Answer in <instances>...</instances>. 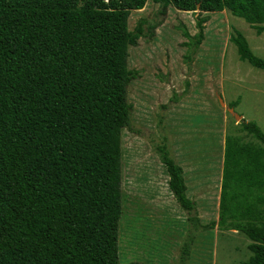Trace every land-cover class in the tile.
<instances>
[{
  "label": "trees",
  "instance_id": "obj_1",
  "mask_svg": "<svg viewBox=\"0 0 264 264\" xmlns=\"http://www.w3.org/2000/svg\"><path fill=\"white\" fill-rule=\"evenodd\" d=\"M147 1L0 0V264H153L119 256L121 137L133 130L128 86L138 75L128 48L147 25L142 18L129 30L128 18ZM152 1L161 14L198 11L197 31H183L187 60L204 38L203 13L227 9L264 31V0ZM231 41L241 60L264 70L240 31ZM241 129L254 140L225 135L218 220L206 228L243 233L245 264H264V130L245 120ZM156 148L188 213L176 264H191L195 204L182 165L165 144Z\"/></svg>",
  "mask_w": 264,
  "mask_h": 264
},
{
  "label": "rangeland",
  "instance_id": "obj_2",
  "mask_svg": "<svg viewBox=\"0 0 264 264\" xmlns=\"http://www.w3.org/2000/svg\"><path fill=\"white\" fill-rule=\"evenodd\" d=\"M159 9L148 0L128 18L129 30L142 18L147 25L145 35L128 48V68L138 75L128 86L133 130L123 129L121 137L120 260L176 264L180 254L188 213L169 191L156 148L165 144L182 165L186 194L195 204L199 230L191 264H245L249 240L243 233L206 227L218 220L225 135L254 140L241 129L242 120L264 130V70L239 58L231 36L240 31L252 53L264 58V31L257 33L227 9L203 13L209 17L204 38L187 60L183 31H197L198 11L169 6L161 14ZM156 23L151 35L148 26Z\"/></svg>",
  "mask_w": 264,
  "mask_h": 264
},
{
  "label": "water",
  "instance_id": "obj_3",
  "mask_svg": "<svg viewBox=\"0 0 264 264\" xmlns=\"http://www.w3.org/2000/svg\"><path fill=\"white\" fill-rule=\"evenodd\" d=\"M229 110L231 111V113H233L235 115V117H237V118H240L241 117V115H239L235 111H233L232 108H229Z\"/></svg>",
  "mask_w": 264,
  "mask_h": 264
}]
</instances>
